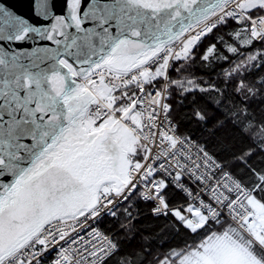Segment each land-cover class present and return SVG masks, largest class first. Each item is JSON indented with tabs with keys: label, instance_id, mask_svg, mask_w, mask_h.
<instances>
[{
	"label": "snow or ice",
	"instance_id": "snow-or-ice-1",
	"mask_svg": "<svg viewBox=\"0 0 264 264\" xmlns=\"http://www.w3.org/2000/svg\"><path fill=\"white\" fill-rule=\"evenodd\" d=\"M261 133L264 0H0V264H264Z\"/></svg>",
	"mask_w": 264,
	"mask_h": 264
},
{
	"label": "rangeland",
	"instance_id": "rangeland-1",
	"mask_svg": "<svg viewBox=\"0 0 264 264\" xmlns=\"http://www.w3.org/2000/svg\"><path fill=\"white\" fill-rule=\"evenodd\" d=\"M258 212V226H254V230L264 232V209ZM205 244L207 255L203 258V264H251L243 246L230 234L214 236Z\"/></svg>",
	"mask_w": 264,
	"mask_h": 264
},
{
	"label": "trees",
	"instance_id": "trees-1",
	"mask_svg": "<svg viewBox=\"0 0 264 264\" xmlns=\"http://www.w3.org/2000/svg\"><path fill=\"white\" fill-rule=\"evenodd\" d=\"M216 71H217V73H218V72H219V69H217ZM252 139H253V142L262 141V140H264V133H261L260 135H254V136L252 137ZM258 159H261V157H258ZM215 231H216V229H213V232H214V233H215ZM225 234H227V233H225ZM235 235L238 236V233L235 234ZM214 236H216V235H212V236L208 237L207 240L210 239V238H212V237H214ZM232 236H233V235H232ZM207 240H206V241H207ZM236 240H238V239H236ZM190 242H193V241L190 240ZM198 242H199V238H197L196 243L198 244Z\"/></svg>",
	"mask_w": 264,
	"mask_h": 264
}]
</instances>
